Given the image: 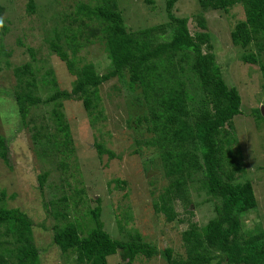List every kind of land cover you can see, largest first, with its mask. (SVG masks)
<instances>
[{"label":"trees","instance_id":"obj_1","mask_svg":"<svg viewBox=\"0 0 264 264\" xmlns=\"http://www.w3.org/2000/svg\"><path fill=\"white\" fill-rule=\"evenodd\" d=\"M178 1L143 0L144 5L152 7L153 16L165 4L168 18L155 25L147 26L146 22L137 29L127 23L125 7L119 0H75L69 3V9L51 15L50 19H57L45 41L50 53L65 63L73 77L71 89L60 87L52 67L37 63L31 47L28 51L33 60L15 66L14 99L21 123L32 130L38 155L58 158L60 168L68 175L62 196L49 202L57 220L50 226L52 242L66 257L65 264H109L108 258L118 253L127 264H133L139 255L152 258L161 254L169 264H264V228L244 231V216L256 211L260 201L253 181L240 180L246 169L237 162L235 126L238 115L262 122L264 112L259 100L263 99L258 96L255 102L250 94L246 101L252 106L248 112L243 109L244 90L228 78L218 62V49L204 14L208 9L228 12L230 7L243 6L244 18L233 27L231 41L234 48L240 49L237 58L257 65L264 79V0H198L202 11L195 14V29L187 14L181 17L174 13ZM37 6V0H28L30 13ZM5 10L0 4V72L10 65L12 55L5 42L11 30L3 17ZM96 42L101 43L111 62L105 72H100L86 54ZM115 77L131 91L122 97L130 110L129 126L140 136L135 139L134 153H141L144 146L151 148L154 157L146 162L158 166L168 180L154 209L164 213L169 222H188L182 232L185 254H175L173 248L161 250L138 230L122 238L113 237L104 227L101 199H96V207H90L83 181L80 186L71 182L75 174L65 159L74 154L75 142L64 101H81L95 126L105 118L101 87ZM40 106H52L50 116L43 115L44 123L37 122L33 114ZM94 145L99 156H117L105 141L98 139ZM0 158L9 164L8 140L3 135ZM48 175L46 171L39 176L41 186ZM193 188L204 190L207 197L203 202L214 206V216L203 226L191 219L195 216L191 206H197L192 199ZM5 197L3 189L0 264H42L33 219L19 207L6 206ZM79 205L88 207L90 227L71 213ZM176 205L182 206L184 216ZM118 225L121 231L126 230L121 220Z\"/></svg>","mask_w":264,"mask_h":264},{"label":"rangeland","instance_id":"obj_2","mask_svg":"<svg viewBox=\"0 0 264 264\" xmlns=\"http://www.w3.org/2000/svg\"><path fill=\"white\" fill-rule=\"evenodd\" d=\"M54 1L37 0V10L30 13L27 10L28 0H0V4L6 7L3 17L11 27L5 42L8 50L12 51L10 65H5L0 72V135L8 140L9 159L7 164L0 158V198L4 189L6 206L19 207L33 219L35 241L41 250L42 264H65L66 257L52 242L53 232L50 226L57 220L52 214L49 202L62 196L65 177L68 175L60 168L58 158L51 160L50 157L46 159L38 155L32 130L22 125L18 115L13 86L16 83L15 66L33 60L28 51V47H31L36 52L37 63L52 67L56 71L60 87L71 89L73 77L65 63L56 54L50 53L45 37L47 33H51L57 19V16L53 19H50V16L57 11L69 9V3L72 4L75 0H59L57 4H54ZM119 2L121 7H125L127 23L134 29L143 27L146 22L147 26L155 25L168 18L165 4L163 10L153 16L152 7L146 3L144 5L143 0ZM174 7L175 14L181 17L187 14L190 17V26L194 28L197 24L195 14L202 11L198 0H180ZM204 14L213 34L214 45L218 49V62L222 63L228 78L236 80L244 90L243 109L248 112L252 106L249 100V104L246 101L250 94L255 102L258 101V96H262L263 100H259V106L262 108L264 79L261 72L257 65L245 64L237 58L240 49L234 48L231 41L233 27L244 18L243 6L235 5L230 7L228 12L209 9L204 11ZM19 40L23 43H19ZM88 50V60L94 62L100 72L108 70L111 62L102 50L101 43L96 42L88 47ZM261 82L263 84L260 86ZM130 93L128 85L121 83L117 77L103 83L101 96L105 118H101L95 126L91 124L81 101H64L63 109L71 123L75 142L74 154L65 159L71 167V172L75 174L71 182L80 186L79 182L83 181L81 185L86 189L90 207H96V199H101L104 227L113 237L122 238L129 232L138 230L146 241L157 245L161 250L173 248L175 254H185L182 232L188 227V222H169L164 213H158L154 209V202L158 201L159 194L168 184V180L161 174L158 166L146 162L154 157L151 148L144 146L141 153H134L135 139L140 136L139 132L129 126L130 110L122 97ZM51 109L52 106H40L35 109L33 114H36L37 122L44 123L43 115L49 117ZM235 118L239 140L238 148L236 144L234 146L237 148V162L246 169L245 176L240 180L249 178L253 181L257 199L260 201L256 211L244 216V231L249 233L258 230V227L264 228V120L258 122L254 118L249 119L248 115H238ZM98 139L105 141L117 156L109 157L107 153L99 156L94 145V141ZM46 171H49V175L41 186L39 176ZM206 197L204 190L192 189V199L197 206H191L195 211V216L191 219L200 226L205 225L214 216L213 203L203 202ZM87 209L88 207L79 205L76 210H71V213L90 227L91 218ZM176 210L181 216L185 215L181 205H176ZM119 220L126 230H120ZM74 258L75 255L72 262ZM108 259L109 264H127L120 253ZM133 264L169 263L161 254L152 258L139 255Z\"/></svg>","mask_w":264,"mask_h":264},{"label":"clouds","instance_id":"obj_3","mask_svg":"<svg viewBox=\"0 0 264 264\" xmlns=\"http://www.w3.org/2000/svg\"><path fill=\"white\" fill-rule=\"evenodd\" d=\"M209 10V9H208ZM0 27H3V21L0 20ZM98 199V198H97Z\"/></svg>","mask_w":264,"mask_h":264},{"label":"water","instance_id":"obj_4","mask_svg":"<svg viewBox=\"0 0 264 264\" xmlns=\"http://www.w3.org/2000/svg\"><path fill=\"white\" fill-rule=\"evenodd\" d=\"M262 111L264 112V106H262Z\"/></svg>","mask_w":264,"mask_h":264}]
</instances>
